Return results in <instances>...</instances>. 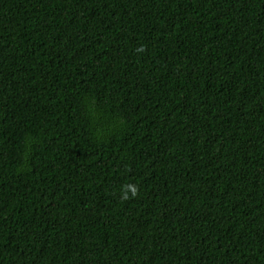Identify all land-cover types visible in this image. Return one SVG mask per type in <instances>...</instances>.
Masks as SVG:
<instances>
[{
	"label": "trees",
	"instance_id": "1",
	"mask_svg": "<svg viewBox=\"0 0 264 264\" xmlns=\"http://www.w3.org/2000/svg\"><path fill=\"white\" fill-rule=\"evenodd\" d=\"M0 264H264V0H0Z\"/></svg>",
	"mask_w": 264,
	"mask_h": 264
}]
</instances>
